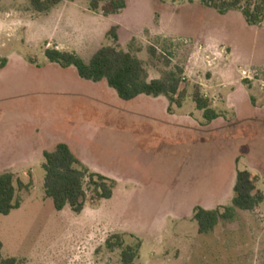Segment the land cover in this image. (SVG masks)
I'll use <instances>...</instances> for the list:
<instances>
[{
	"label": "rangeland",
	"instance_id": "374dc122",
	"mask_svg": "<svg viewBox=\"0 0 264 264\" xmlns=\"http://www.w3.org/2000/svg\"><path fill=\"white\" fill-rule=\"evenodd\" d=\"M125 1L126 8L112 18L125 29L120 48L142 61L147 80H179L180 91H186L184 112L198 87L219 115V124L193 147L200 148L199 157L188 158L179 126L169 123L162 124L172 130L164 149L157 128L150 132L145 126L157 142L150 152L140 150L139 126L130 119L107 126L104 119L108 111L132 112L133 101L119 100L105 81H82L74 67L63 70L44 56L46 49H75L88 62L99 48L113 46L101 32V10L90 11L86 0L62 3L61 13L71 16L60 21L56 11L47 16L35 12L30 0H0V173L11 172L29 185L19 194L21 207L0 215L2 257L41 264L43 255L64 245L79 227L96 225L91 233L99 234L96 243L102 245L93 243L85 260L75 264H123L122 249L105 247L113 232L123 234L124 247L142 243L136 264H264V204L253 212L236 210L232 221H220L208 234H199L192 218H186L196 207L230 206L235 172L246 167L257 174V187L264 193V115L246 121L245 106L239 118L225 110L236 101L264 108V13L262 24L248 26L241 8L250 0L226 15L199 0ZM79 81L87 85L81 90L91 92V105L61 100L55 118L51 111L44 114L51 106L44 101L48 89L39 83L73 91ZM84 112L86 122L80 119ZM42 130L70 140L72 152L91 172L117 181L114 196L93 202L87 189L80 214L69 207L55 210L44 193L43 157L26 158L29 146L42 142L37 135ZM77 246L69 253L80 251Z\"/></svg>",
	"mask_w": 264,
	"mask_h": 264
},
{
	"label": "trees",
	"instance_id": "16d2710c",
	"mask_svg": "<svg viewBox=\"0 0 264 264\" xmlns=\"http://www.w3.org/2000/svg\"><path fill=\"white\" fill-rule=\"evenodd\" d=\"M73 1V0H70ZM92 12L101 10L104 16L117 14L126 8L125 0H86ZM200 3L226 15L232 10L240 9L243 0H199ZM60 0H30L32 8L40 14L46 13L58 5ZM103 4V5H102ZM242 15L248 26L262 24L261 16L264 13V0L247 2L241 8ZM114 45L99 48L88 62L83 61L75 53L46 49L45 58L52 64H58L66 69L74 67L79 78L92 83L105 81L107 86L114 90L117 97L129 102L144 95L157 98L166 97L170 107L175 104L182 106L186 91H180V82L175 79L147 80L142 61L125 51L118 45L117 27H112L107 33ZM154 54L153 50H150ZM179 72H181L178 69ZM197 110L203 112L204 124L208 125L219 115L212 108L211 101L205 98L198 87L191 96ZM45 172L43 188L45 196L52 200L54 209L62 211L69 207L74 214H80L86 204L87 189L90 190L92 201L100 202L113 197L116 187L114 180L91 172L74 155L68 145L57 144L52 151L43 153ZM257 178L248 171H237L233 187V199L230 206L219 207L214 210H205L196 207L193 210L192 220L197 225L199 234H208L214 230L220 221H232L236 210L253 211L264 202V193L257 189ZM29 185L23 184L11 172L0 174V215L8 216L12 211L21 207L20 192L27 191ZM223 210V211H221ZM105 247L114 251L121 250L123 264H132L139 255L141 244L135 247L126 246L121 235H112L105 241ZM3 245L0 242V264H23L16 258L2 257Z\"/></svg>",
	"mask_w": 264,
	"mask_h": 264
},
{
	"label": "crops",
	"instance_id": "0c3cea01",
	"mask_svg": "<svg viewBox=\"0 0 264 264\" xmlns=\"http://www.w3.org/2000/svg\"><path fill=\"white\" fill-rule=\"evenodd\" d=\"M76 2H77V0H73V1L61 0V2L58 5H56L54 8H52L48 12L42 13V14L44 16H47L50 14L49 12H55L56 11L57 14L55 16L57 18H59V20L61 21L64 18H66L67 16H71L68 14L67 16L64 17V13H61L60 6L62 5V3L74 4ZM119 13H121V11ZM119 13L113 14V15H108V16H103L102 18H103L105 23H104V25L102 27V31H101L103 34H107L108 30H110L109 28L111 25L119 26L120 29L117 32L118 42L121 39V32L125 29L123 26H121L117 22H115L112 18H115ZM221 43H223L226 46H229L231 44L230 42H228V39L227 40L221 39ZM72 52L75 53L79 57L81 56V53H79L75 49H73ZM24 63L27 64L26 62H24ZM63 70H70V67L63 69ZM82 81H84V80H82ZM82 81L78 82V85H76V89H74L73 91L70 89L68 90V88L65 87V85L63 86V85H59V84H51L48 82L39 83L42 87H45L46 89H48V92H46V93L43 92V94L46 96L44 101H46L47 104H49L51 106V107L44 110V114L45 113L48 114L51 111L53 114L52 116L55 118V116L60 112L59 111L60 107L58 106V103L61 100H63L65 103H70V102H74V101H81V102H84L85 105H91L92 104L91 92L87 93L86 90H81L87 86L85 83L86 81L85 82H82ZM200 86H203V85L200 84ZM51 87H53L52 92L49 90ZM62 87H65V88H62ZM56 89H59V90L61 89V90L57 91ZM132 101L134 102L133 103V111L130 113H123V112H118V111H112V112L108 111V112L104 113V117H105L104 119L106 121L105 125H107V126H119V125L123 124L122 121H124L125 119L126 120L127 119L132 120L134 122L132 126H134V127L139 126L140 127L138 129L139 134H138V144L137 145H138V147H140L139 148L140 150L143 149L144 151H147V152H150L152 149H154L153 147H155L154 144H155V142H157V139L155 140L151 135H150L151 137H149L147 134V131L144 130L143 127L148 126V128H150V132H153V129L157 128V130L159 131V134H160V138L158 141L160 142L161 146H163L162 149H164L166 147V144L171 142V138H169V137H171L172 130L168 129V127L167 128L164 127L162 124L163 123L164 124L169 123L170 125H178L179 126V130L177 132H178V135H180L181 137H184L183 147L186 148V155L188 156V158H192L194 156L199 157L200 148L198 146H196V149H193V147L195 145H198L199 142H201V141L203 142V140H202V139H204L203 135H205V133H208L210 131V128H213L217 124H219V120H220V118H217V119L213 120L210 124L205 125L204 120H203V112L197 110L194 102L191 103V106L187 110L188 112H184V107H185L186 102H183L182 106L180 108L172 109V112L169 113L168 112V108L170 107L169 101L166 97H163V96L153 98V97L141 95ZM243 104H245V105H243ZM244 106L246 107V109L248 111V112H246L247 113L246 115H248V116H246L247 117V119H245L246 121L250 120L251 117H254L253 115H257V114H259L260 116L264 115V108L258 109L256 107H254L252 105V103L250 104V101L245 102V103H240L237 101L232 103V104L227 103L225 110L226 111H230V110L233 111L235 116L237 118H239L240 116H242L244 114L243 113ZM86 116L87 115L84 112L81 114L80 119L82 118L83 121L86 122L87 121V119L85 120ZM88 120L90 122H92L90 118ZM224 122L227 123L225 120H224ZM73 124H74V126H78V123H73ZM37 135L38 136L40 135L39 138L41 139L42 142H40L36 145L29 146V152H28L29 154H28V156H26V158H28V160H34L35 158L40 159L41 157H43V153L45 151H51V149H54L56 147V145L60 144V143H64V144L68 145L70 149L72 148V142H70V140H58L59 138H57V136L55 134H51V133H48V132L42 130V131L38 132ZM28 143H30V142H28ZM2 154L3 153H0V159L3 158ZM79 159L82 162V164H84V166H86L88 168V166L85 164L84 160H82L81 158H79ZM239 161H240V159H237L236 163L238 164ZM5 167H10V166L5 165ZM243 171H248L253 176H257V174H255L254 171L248 167H246L245 170H243ZM104 177H106V176H104ZM106 178H108V177H106ZM235 178H236V172H235ZM257 178H258V176H257ZM108 179H110V178H108ZM111 180H114V179H111ZM115 182H116V187H115L116 190L115 191H117V189L119 187V183L117 181H115ZM258 182H259V178H258ZM256 186H257V184H256ZM257 189H258V187H257ZM258 190H260V189H258ZM113 196H114V194H113ZM263 204H264V202L262 204H260L257 208H255L253 211L259 210V208ZM217 206H219V204ZM214 209H216V208H214ZM214 209H211V210H214ZM253 211H248V212H253ZM191 216H193V210L188 215V217H186V218L190 219V218H192ZM95 226L96 225L79 227L75 231V234L68 236L67 242L64 245L60 246L53 253L48 252L47 254L43 255V260H42L41 264H75V263H79V262L85 260L84 258H86L88 252L90 251L91 247L93 246V243L99 242L98 241L99 240V234H97V233L92 234L91 233L92 229H94ZM112 235H123V234H117V233L113 232ZM130 235L134 236L133 234H130ZM109 237H107L106 240ZM105 241H104V243H105ZM78 243H80V246H77L76 249L80 250V251H78L76 253H69V249L72 248L73 245H76ZM96 244L102 245L101 243H96ZM126 246H130V245H126ZM160 246H162L161 243H158L157 247H160ZM142 248H143V245L141 243L139 255L136 258V260H134V262L132 264H136V262L140 260Z\"/></svg>",
	"mask_w": 264,
	"mask_h": 264
}]
</instances>
